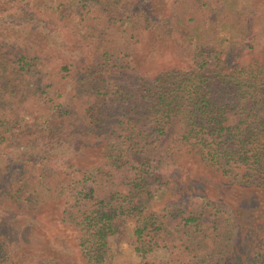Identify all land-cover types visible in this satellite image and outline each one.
Instances as JSON below:
<instances>
[{"label":"trees","instance_id":"1","mask_svg":"<svg viewBox=\"0 0 264 264\" xmlns=\"http://www.w3.org/2000/svg\"><path fill=\"white\" fill-rule=\"evenodd\" d=\"M139 1L0 0V15L49 29L0 26V264L31 263L32 213L62 183L33 142L75 145L62 218L89 264L115 235L141 258L174 237L188 264H264V0H173L162 14ZM151 25L174 63L145 73L131 55ZM154 185L174 191L158 211Z\"/></svg>","mask_w":264,"mask_h":264},{"label":"rangeland","instance_id":"2","mask_svg":"<svg viewBox=\"0 0 264 264\" xmlns=\"http://www.w3.org/2000/svg\"><path fill=\"white\" fill-rule=\"evenodd\" d=\"M143 1H149L153 10L160 12V14L167 12L173 2V0H141L139 2L142 3ZM205 1L212 2L213 5L218 2V0ZM244 1L230 0V3L234 6H239ZM140 3L136 4L140 5ZM35 15H31L20 8H15L7 14L0 15V26L4 23H11L12 25H9V27L49 32L47 24L43 23L37 14ZM3 26L8 25L4 24ZM150 27L149 34L146 33L144 35L142 42L136 46L135 52L131 55V60L135 67L145 73L156 71L160 67L163 68L168 64L174 63V59L167 52L171 47L170 38L165 35H160L161 37H159L158 34L161 33L158 28L154 25ZM71 89L73 88L70 87L69 90ZM69 90L66 94L71 93ZM77 99L78 97H74L73 100H70L75 102ZM63 145V147L55 145V148H48L43 151L44 145L41 143L34 144L33 142L34 149H30V151L35 150L36 152L40 150L41 156H45L41 159L45 170H53L56 164H62V168L57 170L59 172L58 178L62 181L60 190L55 192L51 188L54 195H49L47 191H44L43 201L32 213L34 219L32 227L36 237L24 245L22 249V254L26 255L31 261L30 264H89L87 257L79 246L80 227L74 221L62 218L63 208L75 201L74 196L68 192L66 187L75 184V179L70 174L69 168L73 169L76 166L74 163L69 165L64 157L67 152L76 154L75 145H69L68 143ZM62 148H67L70 151L65 152L66 149L62 150ZM56 151L61 153L56 154ZM87 151L88 153H85V157L94 154L92 148L87 149ZM75 156L80 160L83 159L81 155ZM166 188L154 185L150 193V205L148 208L158 211L174 198V191L170 187ZM182 202L183 208L187 209V211H195L200 205V199L191 196ZM250 203L251 198L245 197L242 207ZM145 212L148 213L149 209H145ZM69 218L73 220V215L69 216ZM249 234L253 236L252 231ZM256 243L257 241L250 237L244 244V250L248 253L253 250ZM167 244L168 247L165 249L154 251L145 258H141L134 252L132 245L124 242L120 236L115 235L108 239L105 264H145L146 261L153 264H188V256L182 252L183 249L180 243L174 237L169 238Z\"/></svg>","mask_w":264,"mask_h":264}]
</instances>
